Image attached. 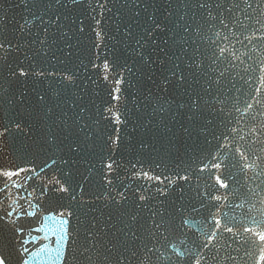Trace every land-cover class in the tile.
<instances>
[{
  "label": "water",
  "instance_id": "water-1",
  "mask_svg": "<svg viewBox=\"0 0 264 264\" xmlns=\"http://www.w3.org/2000/svg\"><path fill=\"white\" fill-rule=\"evenodd\" d=\"M233 3L239 7L227 11ZM247 3L108 0L101 10L97 0H0V131L8 128L0 136V169L23 167L33 177L2 196L0 215L12 211L15 221L0 222L6 264H190L193 250L202 264H253L264 256L243 243L245 226L255 229L252 218L264 221V0ZM221 14L241 22L238 36L218 41L231 43L240 59L213 64L214 46L205 38L228 32ZM105 58L113 71L104 72ZM199 59L204 68L197 71ZM18 68L45 75H13ZM179 73L183 82L173 75ZM118 74L125 83H115ZM115 88L119 101L110 95ZM193 97H200L198 106ZM109 107L112 116L123 112V124L110 121ZM240 150L254 168L239 171L246 162ZM210 152L222 164L213 172L229 189H209L207 173L186 172L207 163ZM109 158L119 165L108 176L112 184L105 182ZM55 179L68 192L56 191ZM206 191L222 197L212 202L219 231L202 206ZM140 194L149 198L142 202ZM62 209L72 212L64 225L53 215ZM60 229L67 255L56 261ZM237 230L243 235L233 239ZM89 234L90 251L83 252Z\"/></svg>",
  "mask_w": 264,
  "mask_h": 264
},
{
  "label": "snow or ice",
  "instance_id": "snow-or-ice-1",
  "mask_svg": "<svg viewBox=\"0 0 264 264\" xmlns=\"http://www.w3.org/2000/svg\"><path fill=\"white\" fill-rule=\"evenodd\" d=\"M61 0H57V3H60ZM71 2L73 4H78L80 2V0H71ZM244 3L246 4L247 7H251V4L247 3V0H244ZM97 4L99 6V8L101 10H106L107 4H108V0H97ZM200 7H210L208 5L205 4H200ZM232 7H239L238 3H233L231 7H229L227 9V11H231ZM95 11V9H93ZM102 14V13H101ZM208 16L213 20H217L216 16H213L211 12L208 13ZM57 19H59V17H57ZM99 23V21H97ZM241 23L238 19L234 18L231 22V24L229 23V21L225 18H223V14H221V17L219 19V24L223 26V29H227L228 32L227 33H223L221 31V29H217L214 33V39L211 37H206V40H211L212 45L214 46V50L209 54L208 58L211 60V62L213 64L217 63V61H223V60H227L229 56H231L234 60H238L240 59L239 56L236 55V52L234 50V46L231 43H218V41L221 40V37L223 39L224 42H228L229 41V34L232 35H239L238 33H236L235 31V25ZM23 27V26H22ZM212 27H215V25H212ZM81 31H83V28H81ZM45 32H47V29H45ZM264 38V37H261ZM238 43H243V41H237ZM46 43V40H41V44ZM4 44L0 43V48H3ZM10 47V46H9ZM199 51V50H197ZM138 55H143L142 52H138ZM214 57V59H213ZM195 67L197 69V71L201 70L204 68V63L202 59L196 60L195 62ZM193 66L192 63L188 64V67L191 68ZM94 67H96L94 65ZM102 68L104 70L105 73L107 72H111L114 70V66L110 65V62L108 61L107 58H105V60L103 61V65ZM212 71H216V69H212ZM13 75H20V76H28V75H35V76H44L45 73L42 70H38V71H29V70H25L24 68H18L16 71H14L12 73ZM54 73H48V75H53ZM221 75H223L224 73L221 72ZM176 75L177 79L180 82L184 81V75L183 73H179V74H173ZM65 79L70 83L73 80V76L68 74L65 76ZM104 79H108V76L105 75ZM115 83L116 84H123L125 83L124 79L122 77L119 76V74L117 75V77L115 78ZM218 83V81H217ZM121 92L120 88H115L113 90V92L110 93V95H112L113 100L115 101H119L120 100V95H118V93ZM41 99H43V97H41ZM222 102V101H221ZM192 103L194 106H198L200 103V97H193ZM223 109H221L222 111ZM107 111L109 112V116L108 118L110 119V121L116 123V124H123L125 122V120L122 118L123 117V112H120L117 109V114L115 116L111 115L112 109L111 107H109L107 109ZM15 127L17 129L21 128V125L19 123H17L15 125ZM8 131V128L5 127L3 131H0V136H3L6 132ZM243 139V137H241ZM109 139H112L111 137H109ZM114 143H118L119 142V137L117 136L115 138V140H113ZM220 146H218L217 148H219ZM216 155L217 153L215 152H210L207 154V159L208 162L207 163H203V162H199L197 167L195 169H192L191 166H189V169L186 170L187 171H191L192 175L197 176V178H199V176L207 173L209 179L214 181V184L212 185H208V188H213L215 185H218L219 188H223V189H229V184L226 182L225 178L222 179L221 175L219 174H215L213 172V170H220L222 168V164L220 162L216 161ZM237 155L241 158L244 159L246 162L241 166V168L239 169V171H246L249 169L254 168L253 164H249L247 163V157L245 156V152L244 150H240L238 151ZM53 164L56 163L55 160L52 161ZM202 163V166H200V164ZM115 166V168H114ZM119 165L117 164V162L115 160H112L111 158H109L108 161L104 162V168L107 170V176L105 178V182L107 184H112V180L108 178V176L111 175V173L113 171H115L116 168H118ZM29 169L27 168H23V167H18L16 169H8V170H4V169H0V203H2V196H6L9 191L11 190V188H17V189H25L28 186V181L32 180V175H28L27 173H29ZM31 171H34L31 170ZM41 171H43V169H41ZM21 173H25V177L23 182L20 181V176ZM137 176L140 175V173L136 174ZM143 177L148 179V180H152L155 179L159 182H163L160 176H152L149 175V172L144 171L143 172ZM192 177L188 174H184V175H179L178 174V179L180 180H184V181H189ZM232 178L231 176L228 177V179ZM55 183L60 185V187L58 189H55L56 191H60V192H68V188L65 187L63 184H61V181L59 179H55ZM35 190V189H34ZM235 190V189H233ZM46 194V186H45V193ZM119 195L126 199V197L124 196V193L121 192L119 193ZM204 196L206 197V202L202 203V206L208 209V218L213 220L215 225H216V229L219 231L221 229V220L219 218H217V212L212 211L213 208H216V204L214 206V203H212L213 201H220L222 199L221 195H217L214 192L211 193V195L209 194V191H206L204 193ZM23 198V197H21ZM139 200L140 201H145L146 199H148L149 197L145 196L144 194H140L139 195ZM226 198V197H224ZM71 199L75 200L76 197L73 195L71 197ZM117 203H121L122 201L118 200L116 201ZM242 205H238V207H241ZM29 207H31V202H29ZM5 214L4 215H0V222H5V223H15V221L10 220L9 218L12 217L13 212L12 211H7L6 209L4 210ZM218 211V210H217ZM24 214L26 216H33L35 215L34 212H29L27 210H25ZM55 215H59V217H61L59 220L56 221V223L60 224V225H64L66 224L68 221L66 219V217H70L72 215L71 210H60L58 213L53 214ZM226 215V214H225ZM133 220L136 219V217L134 216L132 218ZM251 223L253 225H255V229L252 227H247L245 226L244 228V233L248 234L246 238H244L243 243H249L251 242L252 244H255L257 247H260L261 249H264V228L261 227L262 224H264V221H258L255 218H252ZM20 229H17V232H20ZM223 231L227 232V233H233V228L229 227L227 224L223 225ZM63 232V229H60L58 231V235L60 236L59 240L57 241V243L60 245V247H58L57 249H55L56 251V256H55V260L56 261H60L61 260V255L64 254L65 256L67 255V248L64 245V235H60V233ZM216 232H212L210 236H208V240L209 241H213L216 238ZM243 234H241L238 230L237 233L234 234V236L232 237L233 239L241 236ZM85 241H86V246L83 249V252H89L90 248L87 246V244H89L90 241V234L85 236ZM204 248L208 247V244H204L203 245ZM25 251H28L27 249H25ZM83 254V253H82ZM246 255L252 256L253 253L250 252H246ZM191 257L192 260L190 262V264H202L201 259L198 258L197 253L193 250L191 252ZM89 259H91V257H88ZM213 258H215V256H213ZM205 259H207V257H205ZM227 259H234V257H227ZM7 262V257L0 253V264H6ZM253 264H264V256H258L257 259H254Z\"/></svg>",
  "mask_w": 264,
  "mask_h": 264
}]
</instances>
